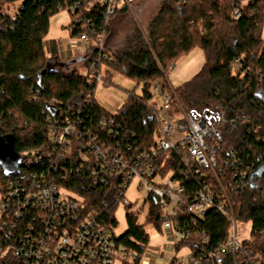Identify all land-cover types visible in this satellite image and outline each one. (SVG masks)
<instances>
[{"label": "trees", "instance_id": "1", "mask_svg": "<svg viewBox=\"0 0 264 264\" xmlns=\"http://www.w3.org/2000/svg\"><path fill=\"white\" fill-rule=\"evenodd\" d=\"M238 2L241 0H163L148 28L136 29L125 49L106 61L109 70L142 85V95H130L112 115L97 104L96 85L88 75L60 65L58 43L51 42L48 50L44 43L51 19L66 10L72 18L71 38L87 35L97 40L108 31L102 0H0V138L13 139L17 155H39L46 150L50 126L62 125L66 117L74 123L80 120L81 131L106 135L99 122L112 115L122 145L129 144L138 152L148 150L157 131L156 109L150 104L153 88L158 84L166 91V76L172 66L199 48L205 57L202 70L175 94L186 111L213 108L226 114L229 124L222 154L225 158L233 149L240 160L232 168L220 163L225 173L222 182L228 185L235 172L248 169L252 163L256 168L264 164V1L245 5L243 17L235 21L232 13ZM5 6L14 7L12 15L2 12ZM127 11L123 8L119 12ZM98 58L100 52H95L94 59ZM48 66L55 71L46 73L40 81L39 74ZM109 70L105 85L111 84ZM20 161L11 162V168L27 169ZM16 172L6 174L0 164V187ZM75 181V188L86 198L87 211L103 212L118 228L116 211L103 208L106 191L97 187L85 193L78 179ZM256 181V188L240 189L231 197L237 221L251 224V240L244 243V248L251 256H264V176ZM183 183L191 195L197 193L198 179ZM127 221L129 229L117 243L136 259L123 264H141L150 235L137 219L128 215ZM163 221V212L151 201L146 223L161 233ZM197 229L210 238L211 246L218 247L227 242L230 223L214 210ZM197 238L194 235L191 241H181L176 252L185 247L194 251ZM0 264H14V260L1 259ZM225 264H231L230 257Z\"/></svg>", "mask_w": 264, "mask_h": 264}, {"label": "built area", "instance_id": "2", "mask_svg": "<svg viewBox=\"0 0 264 264\" xmlns=\"http://www.w3.org/2000/svg\"><path fill=\"white\" fill-rule=\"evenodd\" d=\"M258 1L264 0L236 3L233 20L243 17L245 5ZM135 2L102 0L106 27L121 9L132 11ZM105 35L97 40L87 35L72 38L73 45L83 50L87 75L96 87L104 83L108 71L109 57L102 55ZM95 52H100V58L94 59ZM153 95L150 104L156 109L157 131L148 150L138 152L129 144L122 145L119 126L109 115L99 122L106 135L81 131L80 120L74 123L66 117L62 125L50 126L46 152L18 155L27 169L17 167L19 172L10 174L0 187V260L11 257L14 264H123L136 259L118 245L117 228L106 220V214L87 211L86 198L75 188L78 179L85 193L97 187L106 191L103 208L107 210L130 207L127 194L132 188L144 191L146 201L155 202L163 212L161 234L172 248L198 236L196 249L189 248L186 262L176 254L167 259L164 251L160 257L167 261L159 264H225L227 257L231 264H264V256H251L243 246L251 240L252 228L250 224L249 234L239 232V226L247 224L237 221L231 197L232 192L250 187L251 175L264 164L256 168L252 163L235 172L225 185L220 163L231 168L240 164L233 149L225 158L222 154L229 124L226 114L213 108L186 111L170 87L164 91L157 84ZM258 178L253 179L254 184ZM187 179L200 181L195 195L183 183ZM214 210L230 223L228 240L218 247L211 246L210 238L197 229Z\"/></svg>", "mask_w": 264, "mask_h": 264}, {"label": "rangeland", "instance_id": "3", "mask_svg": "<svg viewBox=\"0 0 264 264\" xmlns=\"http://www.w3.org/2000/svg\"><path fill=\"white\" fill-rule=\"evenodd\" d=\"M162 3L163 0H139L137 9L134 8L132 11H129L128 16L117 19L115 26L112 27L113 30L115 29L114 27H117L120 30L125 29V31L132 28H135V31L136 29L145 31L153 18L159 13ZM2 12L12 15L14 7L5 6ZM71 23L72 18L68 10L61 12L51 19L50 32L44 42L47 50L51 42L54 41L58 44H62L65 38L70 37ZM262 40L264 45V31ZM76 53L80 54L81 50L78 49ZM104 53L105 55L108 54L106 50ZM61 62L66 63L67 61L61 60ZM204 63L205 57L199 48L194 50L190 55L183 57L177 61L167 73V87H170L175 92V90L181 88L185 83L191 81L202 70ZM71 67L76 69L78 73L87 75V68L83 62L77 63L74 66L71 65ZM106 69L109 70L107 67ZM109 71L111 84L105 85L104 83H99L95 90V100L102 109L114 115L119 112L130 95H142V85H138L134 80L113 70ZM155 103H157L159 108L161 107L160 100L157 99ZM127 197L131 203L130 207L125 208L121 205L116 211V219L118 221V228L116 230L117 236L120 237L127 233L129 229L127 216L130 215L137 219L139 224L146 225V230L151 239L147 252L157 254L166 251L168 255L167 259H170L176 254L179 259L186 262L190 255L189 248L185 247L177 253L176 249L169 245L166 238L163 237L154 226L146 223L150 211V202L146 201V193L144 191H136L132 188L127 194ZM245 230L247 231V234H249L250 224L239 226L240 233L245 232ZM167 259L160 257V262H165ZM115 264L121 263L116 262Z\"/></svg>", "mask_w": 264, "mask_h": 264}, {"label": "crops", "instance_id": "4", "mask_svg": "<svg viewBox=\"0 0 264 264\" xmlns=\"http://www.w3.org/2000/svg\"><path fill=\"white\" fill-rule=\"evenodd\" d=\"M138 1L139 0H137L134 3L133 9L134 8L137 9ZM128 14H129V11L123 12V13L119 12L114 17L110 18L108 22V31L106 32V35H105L104 49L108 53L107 55L109 57H113L119 54L120 52H122L126 47V40L132 37L135 33V28H132L126 31L125 29L120 30L117 27H114L115 28L114 30L112 28L113 26H115V22L117 21V19H119L120 17L128 16ZM73 43L74 42L71 38V32H70V37L65 38L62 44H58L59 53H60L61 58L66 60L67 62L75 61V63L72 65H75L80 62H83L85 64L84 62L85 55H83V50L80 49L81 53L77 54L76 52L78 51L79 48L74 46ZM159 263H161L160 262V252L157 254L146 252L141 264H159Z\"/></svg>", "mask_w": 264, "mask_h": 264}, {"label": "water", "instance_id": "5", "mask_svg": "<svg viewBox=\"0 0 264 264\" xmlns=\"http://www.w3.org/2000/svg\"><path fill=\"white\" fill-rule=\"evenodd\" d=\"M75 61L67 62V63H62L60 64L61 66L64 67H69L72 64H74ZM55 71L54 67L48 66L47 69H45L43 72L39 74V80L42 81L43 77L46 75L48 72ZM14 140L13 139H2L0 138V164L3 166L5 173L7 174L9 171H16V168L12 169L11 168V162L15 164V162L20 161V157L14 152ZM13 165V164H12ZM18 167V166H16ZM264 176V165L258 169L256 172H254L251 175V187L256 188V185L254 184L253 179L255 177H263Z\"/></svg>", "mask_w": 264, "mask_h": 264}]
</instances>
